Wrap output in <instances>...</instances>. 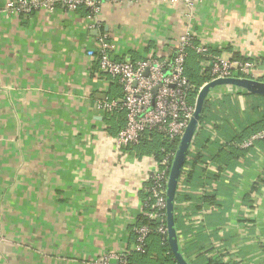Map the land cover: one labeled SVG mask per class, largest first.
<instances>
[{"label": "crops", "instance_id": "obj_1", "mask_svg": "<svg viewBox=\"0 0 264 264\" xmlns=\"http://www.w3.org/2000/svg\"><path fill=\"white\" fill-rule=\"evenodd\" d=\"M6 1L0 0V264H97L107 252L129 254L157 159L119 146L124 114L97 108L99 100L118 98L120 88L98 70L96 37L108 34L118 60L163 58L189 32L214 55L254 60L261 78L264 0L190 7L106 0L96 29L88 28L84 7L9 15L2 11ZM241 94L232 99L243 115L251 98ZM226 114L236 132L257 123L254 116L238 124ZM205 130L216 134L212 123ZM243 152L213 184L215 205L179 204L178 245L190 264H264V184L252 189L264 179V149ZM182 190L200 194L195 186Z\"/></svg>", "mask_w": 264, "mask_h": 264}, {"label": "built area", "instance_id": "obj_2", "mask_svg": "<svg viewBox=\"0 0 264 264\" xmlns=\"http://www.w3.org/2000/svg\"><path fill=\"white\" fill-rule=\"evenodd\" d=\"M104 1L106 0H7L2 11L9 15H19L40 10L51 12L57 6L67 10L84 7L87 10L88 28L96 29L101 23L100 8ZM165 1L183 3L190 7L202 0ZM211 49L206 43H196L192 34L185 32L177 36L176 41L172 44L171 52L163 58L149 55L140 59L118 60L110 50L108 34L101 32L96 37L95 59L98 70L109 76L120 87L118 98L99 100L97 108L102 113L122 112L124 114V125L116 135V142L119 146L138 145L142 135L147 131H154L169 140H179L194 108V103L189 99V93L193 87L184 73L186 58L190 50L203 57L205 63H202V70L207 67L211 79L218 77L258 79L257 77L262 75L257 73L254 60L225 58L214 55ZM224 94L235 95L236 92L211 93L206 97L205 102L209 101L215 104L216 99ZM196 136L189 151L194 149ZM263 140L264 128L240 142L231 141L230 144L239 149L254 148L259 150V143ZM173 155L174 152H166L148 177L145 187V193L148 195L142 202L141 215L149 220L157 221V225L155 228L149 224L133 226L135 242L132 251L144 253L148 235L153 231L161 235L162 242L167 241L165 191ZM205 166L210 174H218V177L223 174L222 171L217 173L215 169L211 168L210 163ZM260 175L264 177V173H260ZM213 184L214 181L212 184L200 187V193L205 192L209 195L215 188ZM179 185L180 183H178ZM177 236L180 241L181 235L178 231ZM127 255L126 252H107L97 264H128Z\"/></svg>", "mask_w": 264, "mask_h": 264}, {"label": "trees", "instance_id": "obj_3", "mask_svg": "<svg viewBox=\"0 0 264 264\" xmlns=\"http://www.w3.org/2000/svg\"><path fill=\"white\" fill-rule=\"evenodd\" d=\"M203 60V57L194 51L190 50L188 52L184 73L188 82L193 87V90H191L189 93V99L192 103H194L197 90L206 81L211 79V76L208 73V68L205 67L202 70V63H205ZM260 80L264 81V79ZM240 96L251 98L248 103L242 104L244 109L243 115L239 114V102L236 101V99L233 100V97L230 94H224L220 98L216 99L215 104L209 101L204 103L200 119V128L194 141L196 149L189 151L186 155V160L183 165L179 182V189L176 191L174 204L175 224H178V221L180 220L178 215L179 204L181 202L194 200L196 202L194 203L196 209L200 208L204 202H209L212 204L216 202L215 193H212L211 195H207L205 192L196 194L182 190V187L188 186L194 188L195 186L200 189V187L202 188L204 185H208V183H213V181L218 187V182L221 175L218 177V174L213 175L208 173L205 165L209 162L211 164V168L215 169L217 173H220L223 169L226 170V168H234L237 158L246 154L243 152L245 149L240 150L238 147L231 145L230 142H240L242 139L250 136L248 133L264 128V96L246 93H242ZM227 110L231 113L233 118L236 119L238 124H247V122H252L251 117L254 116L257 118V123H249L250 125H247L245 129L242 128L239 132L233 131L229 127V121L227 119L228 114H226ZM211 123L213 128L216 130V134L213 136L212 134L209 135V132L205 130L207 125L210 126ZM177 143V139L169 140L154 131H147L142 135L138 145L126 146L125 148L133 149L136 152L142 150L143 153L152 152L156 156L158 165V162L161 161L166 152L169 151L173 153L175 151ZM259 148L264 149V140L259 143ZM260 183L264 184V179L256 181L252 189H256ZM217 187H215L213 190H216ZM147 195L148 194H145V197H147ZM140 224H149L152 228H155L157 221L149 220L145 216L139 215L134 225ZM133 235L135 237L134 231ZM151 238L157 241L159 240L157 248L150 246L149 241ZM148 258H151L158 264H177L168 242H162L161 235L156 231H153L148 235L146 250L144 253L131 251L127 255L128 264H137L140 260ZM204 264H221V262L214 259V261L208 260L207 263Z\"/></svg>", "mask_w": 264, "mask_h": 264}, {"label": "water", "instance_id": "obj_4", "mask_svg": "<svg viewBox=\"0 0 264 264\" xmlns=\"http://www.w3.org/2000/svg\"><path fill=\"white\" fill-rule=\"evenodd\" d=\"M218 91L241 92L264 96V81L248 77H218L206 81L198 90L194 99V108L188 124L178 140L169 169L165 191V213L167 242L177 264H190L178 245V236L174 218L175 196L186 155L197 134L206 97Z\"/></svg>", "mask_w": 264, "mask_h": 264}, {"label": "rangeland", "instance_id": "obj_5", "mask_svg": "<svg viewBox=\"0 0 264 264\" xmlns=\"http://www.w3.org/2000/svg\"><path fill=\"white\" fill-rule=\"evenodd\" d=\"M223 56H225L224 54H222ZM263 76H264V74H263ZM257 78H260V77H257ZM260 79H264V77H262V78H260ZM118 88H120L117 84H115ZM230 91H227V93H229ZM111 99V98H110ZM261 149V148H260ZM259 149V150H260ZM258 153H260V151H258Z\"/></svg>", "mask_w": 264, "mask_h": 264}]
</instances>
